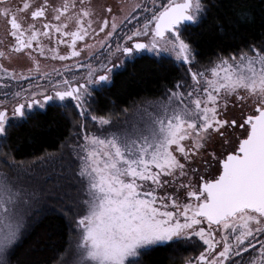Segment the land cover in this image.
Returning a JSON list of instances; mask_svg holds the SVG:
<instances>
[{
    "label": "snow or ice",
    "instance_id": "obj_1",
    "mask_svg": "<svg viewBox=\"0 0 264 264\" xmlns=\"http://www.w3.org/2000/svg\"><path fill=\"white\" fill-rule=\"evenodd\" d=\"M211 7L208 0H123L120 15L108 7L101 17L84 0H0L10 38L0 48V147L52 108L66 119L70 110L90 116L102 133L85 134L76 146L84 153L77 152L74 170L82 190L73 216L79 231L57 264H142L157 248L185 245L203 250L184 264H264V32L237 51L220 48L200 70L185 32ZM234 16L241 27L252 20L243 4ZM231 23L218 27L234 35ZM42 38L56 46L46 48ZM148 53L161 63L179 61L184 74L134 120L91 114L93 91L110 87L126 60ZM21 55L28 63L19 72L2 62ZM38 57L71 63L49 70ZM74 126L84 127L79 120ZM2 156L9 171L0 173V264H11L35 190L8 164L10 153Z\"/></svg>",
    "mask_w": 264,
    "mask_h": 264
},
{
    "label": "trees",
    "instance_id": "obj_2",
    "mask_svg": "<svg viewBox=\"0 0 264 264\" xmlns=\"http://www.w3.org/2000/svg\"><path fill=\"white\" fill-rule=\"evenodd\" d=\"M212 5L198 25L187 29L191 41H195L199 63L208 65L216 59L220 48L228 52L243 47L244 41L258 42L264 32V0H208ZM245 5L252 20L245 26L235 24L234 11L238 5ZM235 28L234 35H225L218 25ZM227 54V53H225ZM160 57L146 54L134 61L127 62L110 82V87L94 91L93 115L118 113L121 118L127 110L149 99L160 97L166 83H174L184 74V66L170 60L159 62ZM170 86V85H169ZM126 110V111H124ZM63 109H48L38 112L29 123L15 129L8 147H0V161H4L3 152H9V162L29 165L36 160L47 159L52 154L67 149L76 133L86 134L94 130V122L89 118L72 117L71 110L66 119L60 113ZM114 118H117L114 116ZM79 120L84 127L74 126ZM72 218L67 213L48 209L39 215L29 230L18 241L10 257L11 264H56L66 252L71 240ZM190 248H157L143 258L142 264H179Z\"/></svg>",
    "mask_w": 264,
    "mask_h": 264
},
{
    "label": "rangeland",
    "instance_id": "obj_3",
    "mask_svg": "<svg viewBox=\"0 0 264 264\" xmlns=\"http://www.w3.org/2000/svg\"><path fill=\"white\" fill-rule=\"evenodd\" d=\"M148 54L153 55L152 53ZM172 59L174 60L175 58L173 57ZM176 62L179 64V61ZM208 66L209 64L202 66L196 65L200 70H204V68ZM93 96L94 91L92 97ZM160 97L146 101L155 100ZM146 101L135 105L131 110H127L121 118H114V122L117 124H123L124 121L134 120L138 109L142 108ZM88 118L91 120L90 116ZM87 119L84 118L83 121L85 122ZM94 123V130L90 133L87 132L86 134L89 136L93 134L102 136V133L98 131L100 125L98 122ZM83 136L82 134H79L67 149H61V151L52 154L49 158L47 157V159L36 160L29 165L15 164L8 161L9 165H17L18 170L21 171L24 176L30 178L29 184L35 190V199L28 213L27 227L23 230L20 239L29 230L31 224L39 215L43 214L44 211L48 209H52L67 213L68 216L72 218V236L68 249L70 246L75 245L76 235L79 230L75 227L73 216L80 211L77 201L82 197V190L74 170L78 171V167L81 163L77 157V152L84 155L80 148L76 147L77 145L83 146L85 144ZM5 171H9V169L4 161H0V173Z\"/></svg>",
    "mask_w": 264,
    "mask_h": 264
},
{
    "label": "flooded vegetation",
    "instance_id": "obj_4",
    "mask_svg": "<svg viewBox=\"0 0 264 264\" xmlns=\"http://www.w3.org/2000/svg\"><path fill=\"white\" fill-rule=\"evenodd\" d=\"M31 2L33 4L36 3H41L42 0H31ZM54 3L59 4L62 3L63 0H53ZM123 0H84V5L85 7H88L89 5L91 6L92 9H94L96 16H105L108 15L107 13V8L111 7L113 10V13H116L117 15H120L121 13L119 12V9L122 5ZM8 3L15 6L17 4H21L22 0H8ZM77 4L79 5V0H77ZM50 18V17H49ZM95 19V17H93ZM110 18V17H109ZM28 22H31V17L30 15L28 16ZM36 26L40 27V22L37 21L36 22ZM70 29L72 28V25L69 26ZM9 30V26L6 23L5 19L3 17H0V41H2V43H0V48H6V46L9 44L10 38H8L6 36L7 31ZM101 36H103V34H100ZM42 43L45 45V47H55V40L52 41L51 44H49V41L47 38H42ZM89 43H93V41H89ZM79 44V42H78ZM65 45H59V48L61 50V53L63 54L65 51ZM87 56V52H82L81 55V61L84 60V58ZM39 59H41V61L45 64H47L49 66V70H51L52 68H56L59 70H63V65L65 63L70 64L71 62H62V61H52L50 59H45L44 57H38ZM131 60H126L124 62V64H126L127 62H129ZM6 66H8L10 69L11 68H15L17 70V72H19L21 70L22 66H27V60L25 57H23L22 55L19 57H14L12 62L9 63V61L4 60L2 61ZM33 82H40L42 83V81H35V77H33ZM13 86H15L16 82H11ZM20 84H22L24 87H27V84L24 83L23 81L20 82ZM13 90H16L15 87H13ZM2 98V97H0ZM40 112H45V110H41ZM198 239V238H197ZM202 243V242H200ZM186 247L190 248V251L186 254L187 256L182 259L181 263L179 264H184V261L191 256H196L198 255L199 251H202L203 249H197L194 248L191 245H185Z\"/></svg>",
    "mask_w": 264,
    "mask_h": 264
}]
</instances>
